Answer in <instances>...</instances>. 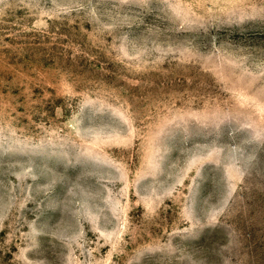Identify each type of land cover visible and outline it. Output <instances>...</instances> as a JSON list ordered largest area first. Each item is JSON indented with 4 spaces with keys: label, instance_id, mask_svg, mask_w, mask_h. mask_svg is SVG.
I'll use <instances>...</instances> for the list:
<instances>
[{
    "label": "rangeland",
    "instance_id": "rangeland-1",
    "mask_svg": "<svg viewBox=\"0 0 264 264\" xmlns=\"http://www.w3.org/2000/svg\"><path fill=\"white\" fill-rule=\"evenodd\" d=\"M0 264H264V0H0Z\"/></svg>",
    "mask_w": 264,
    "mask_h": 264
}]
</instances>
